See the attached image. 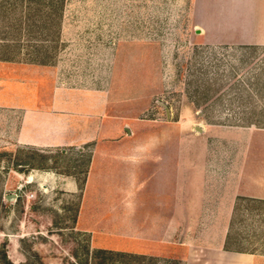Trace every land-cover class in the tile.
Segmentation results:
<instances>
[{
    "label": "rangeland",
    "instance_id": "obj_1",
    "mask_svg": "<svg viewBox=\"0 0 264 264\" xmlns=\"http://www.w3.org/2000/svg\"><path fill=\"white\" fill-rule=\"evenodd\" d=\"M191 6L192 0H0V58L57 67L68 87H105L116 112L165 120L169 109L173 121L258 133L264 45L194 38ZM11 111L0 106V264H183L116 249L136 242L118 223L89 221L88 212L89 230L78 226L90 147L18 144L21 112ZM225 246L264 264V200L237 199Z\"/></svg>",
    "mask_w": 264,
    "mask_h": 264
},
{
    "label": "crops",
    "instance_id": "obj_2",
    "mask_svg": "<svg viewBox=\"0 0 264 264\" xmlns=\"http://www.w3.org/2000/svg\"><path fill=\"white\" fill-rule=\"evenodd\" d=\"M190 14L196 39L264 45V0H192ZM62 78L57 67L0 58V106L21 112L18 144L90 147L78 226L89 230L87 212L89 221L118 223L136 242L116 248L123 252L261 264L225 243L237 199L264 200V129L173 121L169 109L165 120L116 112L105 87H68Z\"/></svg>",
    "mask_w": 264,
    "mask_h": 264
},
{
    "label": "trees",
    "instance_id": "obj_3",
    "mask_svg": "<svg viewBox=\"0 0 264 264\" xmlns=\"http://www.w3.org/2000/svg\"><path fill=\"white\" fill-rule=\"evenodd\" d=\"M225 248L228 249L226 246H225ZM96 253H97V254H100V253H106V254H107V253H109V252H107L106 250L97 249V250H96ZM112 253H113V252H111V254H112ZM116 255L121 256V255H123V253H122V252H116Z\"/></svg>",
    "mask_w": 264,
    "mask_h": 264
}]
</instances>
